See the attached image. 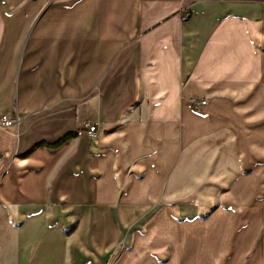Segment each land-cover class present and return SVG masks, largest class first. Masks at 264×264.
Masks as SVG:
<instances>
[{
  "label": "crops",
  "instance_id": "obj_1",
  "mask_svg": "<svg viewBox=\"0 0 264 264\" xmlns=\"http://www.w3.org/2000/svg\"><path fill=\"white\" fill-rule=\"evenodd\" d=\"M0 113V264H264V0H0Z\"/></svg>",
  "mask_w": 264,
  "mask_h": 264
},
{
  "label": "rangeland",
  "instance_id": "obj_2",
  "mask_svg": "<svg viewBox=\"0 0 264 264\" xmlns=\"http://www.w3.org/2000/svg\"><path fill=\"white\" fill-rule=\"evenodd\" d=\"M193 108L196 109L195 107H193ZM198 110H200V109H198ZM222 154H223V158H226V157L229 158V156H228L229 154H228V152L225 149H223V153ZM259 157H263V156H259ZM217 159H218V157H217ZM239 159H240L239 160V163H240V176L241 177H242V175H247V173H252V170L254 171V167L252 165L245 164V161L243 160V157L241 155H239ZM230 166H231V164H229V163H227L225 165H220V166L217 164V169H219L218 172H220L221 169L222 170H225V169H228L229 170L230 169ZM257 169H259V168L256 167L255 168V171L256 172H255V174H253V175H255V179H254L255 185H254V187H255V190H256V195L257 196L259 195V197H260L264 193V189H263L264 188V176H262L261 173H260V171L257 170ZM213 190H215V197L214 198H212L209 195L211 193V189H208L207 192H208V195L209 196H207L206 198L202 197V198H200V200L197 197V201L199 203H201V204H203V203H208V204H212V205H219L220 203L226 204L227 201H225L223 199H220V195L222 194V191H223L222 188L221 187L218 188V189H215L214 188ZM196 196H197V194H196ZM195 197H193V199H195ZM212 207H214V206H212Z\"/></svg>",
  "mask_w": 264,
  "mask_h": 264
},
{
  "label": "built area",
  "instance_id": "obj_3",
  "mask_svg": "<svg viewBox=\"0 0 264 264\" xmlns=\"http://www.w3.org/2000/svg\"><path fill=\"white\" fill-rule=\"evenodd\" d=\"M206 102H207L206 99H196V98L190 99V104L196 109H202L205 106ZM18 119L19 118L17 115H9L6 113H0V126H2L3 128L7 130H11L15 132L17 136L18 134H17L16 128H17ZM96 126L97 124L93 125V124L85 123L84 127L87 128L86 132L89 136L95 135Z\"/></svg>",
  "mask_w": 264,
  "mask_h": 264
}]
</instances>
